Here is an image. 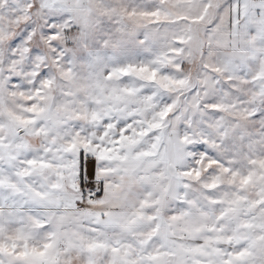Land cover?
Returning <instances> with one entry per match:
<instances>
[{
	"label": "snow or ice",
	"instance_id": "1",
	"mask_svg": "<svg viewBox=\"0 0 264 264\" xmlns=\"http://www.w3.org/2000/svg\"><path fill=\"white\" fill-rule=\"evenodd\" d=\"M0 264H264V0H0Z\"/></svg>",
	"mask_w": 264,
	"mask_h": 264
}]
</instances>
